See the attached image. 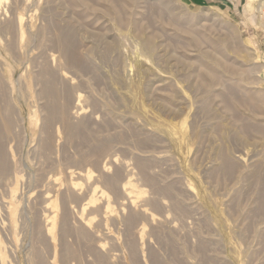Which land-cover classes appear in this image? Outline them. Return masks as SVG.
I'll return each instance as SVG.
<instances>
[{"label": "rangeland", "instance_id": "374dc122", "mask_svg": "<svg viewBox=\"0 0 264 264\" xmlns=\"http://www.w3.org/2000/svg\"><path fill=\"white\" fill-rule=\"evenodd\" d=\"M0 264H264V0L0 2Z\"/></svg>", "mask_w": 264, "mask_h": 264}, {"label": "bare ground", "instance_id": "6f19581e", "mask_svg": "<svg viewBox=\"0 0 264 264\" xmlns=\"http://www.w3.org/2000/svg\"><path fill=\"white\" fill-rule=\"evenodd\" d=\"M2 1H5V0H0V2H2ZM69 38V37H68ZM65 42V41H64ZM74 41L73 40H71V45H70V47L66 50L65 48V50H66V52L68 53V54H65V55H68V56H70L71 58V60L75 63V64H77L78 66H80L81 68H84L85 69V66L84 65H82V63H81V61L77 58V56H76V53H75V51H74V43H73ZM70 43V42H69ZM64 44V43H63ZM67 45H68V42H67ZM67 45H66V43H65V46L67 47ZM68 45V46H69ZM50 75H52V74H50ZM53 82H55V79H54V77L52 76L51 77V79L49 80V81H47L46 83H48L46 86H45V88H47V94H48V97L49 98H51V99H55V97H54V95H55V92H56V97L58 98V92L55 90V84L53 83ZM49 87V89H48V87ZM70 129V133L74 136L75 134H76V127L74 128V127H70L69 128ZM70 134V135H71ZM129 189V188H128ZM127 191V190H126ZM134 191H133V189H130V193H133ZM134 198V197H133ZM136 198V197H135ZM134 198V199H135ZM139 200V199H138Z\"/></svg>", "mask_w": 264, "mask_h": 264}]
</instances>
